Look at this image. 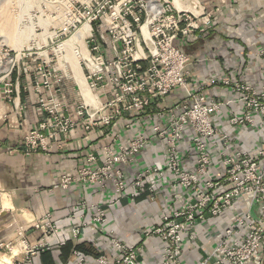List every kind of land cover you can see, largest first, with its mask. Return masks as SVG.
I'll use <instances>...</instances> for the list:
<instances>
[{"label": "built area", "instance_id": "obj_1", "mask_svg": "<svg viewBox=\"0 0 264 264\" xmlns=\"http://www.w3.org/2000/svg\"><path fill=\"white\" fill-rule=\"evenodd\" d=\"M82 9L90 31L81 60L93 100L86 102L82 98L75 106L76 117L72 118L62 115L65 104L40 97L46 117L24 136L25 150H46L47 137L68 133L79 121L86 130L111 127L121 121L125 130L135 126V135L127 143L115 150L110 144L103 146L101 164L90 152L86 165L59 176V185L67 188L72 183H85L103 189L111 186L114 196L104 203H79L81 209H94L95 221L103 223L106 208L123 199L145 196L156 200L157 188L167 172L171 195L168 204H177L162 213L160 224L144 231L146 237L161 241L160 264H182L184 237L187 232L192 237L189 230L195 221L219 219L228 211H232L228 225L206 256L195 264H263L264 128L261 138L249 149L238 146L235 137L240 126L257 127L262 123L264 127V78L257 87L222 80L236 95L224 101L207 95L204 85L191 89L187 69L190 59L183 44L198 38L204 27L198 16L177 9L169 0L94 1ZM51 76L49 69H44L42 85L49 86ZM106 91L110 92L108 99L99 101L98 94ZM177 91L181 94L174 96ZM232 103L240 104L239 112H228L227 128L220 127L218 113ZM155 142L163 147L162 164L144 166L128 181L126 168ZM183 146L194 152L192 169L183 162ZM212 167H217V175H213ZM33 227L41 231L42 239L34 244L20 239L22 261L54 245L66 244L65 239L58 238L57 225L49 213ZM79 234L80 226L74 225L72 238ZM109 240L114 252L110 258L99 252L94 257L96 264H137L139 246L121 242L115 233ZM3 247L11 252V247L0 243V249ZM73 253L76 264H86L82 253ZM7 259L3 260L5 264H21L14 256Z\"/></svg>", "mask_w": 264, "mask_h": 264}, {"label": "crops", "instance_id": "obj_2", "mask_svg": "<svg viewBox=\"0 0 264 264\" xmlns=\"http://www.w3.org/2000/svg\"><path fill=\"white\" fill-rule=\"evenodd\" d=\"M180 2L182 9L198 16L204 27L198 38L188 39L183 44L190 59L187 69L191 89L204 85L207 95L224 101L236 97L222 84L224 79L259 86L264 78V0ZM52 71L56 80H51L49 86L42 85V79H37L34 69L24 74L15 70L13 80L10 79L11 92L0 86V243L11 247L12 252L10 254L3 247L0 256L20 258L21 264H76L73 250L78 246L77 251L85 256L86 264H96L95 253L111 257L114 249L109 239L111 233H115L121 242L140 247L137 264H160L161 241L156 237H146L144 231L160 224L162 213L177 204H168L171 195L167 172L157 188L156 200L151 201L145 196L135 200L123 199L106 208V221L103 223L95 221L94 209H81L79 203H104L114 196L111 186L103 189L85 183H72L67 188L59 185L62 173H74L86 165L88 153L96 155L98 164H101L103 146L110 144L115 150L127 143L135 135V126L125 130L121 121L111 127L86 130L84 123L79 121L68 133L47 137L46 150H25L24 136L46 117L40 106V97L65 104L61 113L72 118L76 117L75 106L82 98L86 102L93 100L85 98L79 84L81 80L86 82L85 69L53 67ZM180 94L177 91L173 95ZM109 96V91L99 93L98 100L104 102ZM239 109L240 104L237 103L222 108L217 119L220 127L227 126L228 112H239ZM260 124L257 127L240 126L235 143L245 149L252 148L253 141L261 138L263 133L264 127ZM162 148L155 142L142 150L134 164L126 168L128 181L144 166L161 165ZM182 153L185 167L192 169L194 152L183 146ZM217 170V167H212L213 175H217ZM130 188L128 184L127 190ZM185 200L186 196L182 202ZM47 213L57 225L58 238L65 239L66 244L54 245L22 261L24 249L20 239H25L28 244L41 240L42 233L33 224ZM231 214L232 211H228L219 219L196 220L189 230L192 237L188 232L185 234L181 263L195 264L204 258L228 225ZM74 225L80 226L77 238L71 236Z\"/></svg>", "mask_w": 264, "mask_h": 264}, {"label": "rangeland", "instance_id": "obj_3", "mask_svg": "<svg viewBox=\"0 0 264 264\" xmlns=\"http://www.w3.org/2000/svg\"><path fill=\"white\" fill-rule=\"evenodd\" d=\"M94 1L105 0H0V86L13 89L5 84L15 70L24 74L34 69L37 79H44V69H49L51 81L55 79L53 67L77 64L85 69L81 57L88 34L81 38L82 44L74 35L81 33L85 23L82 7ZM91 26L95 31V25ZM3 260L9 261L1 258L0 264H5Z\"/></svg>", "mask_w": 264, "mask_h": 264}, {"label": "bare ground", "instance_id": "obj_4", "mask_svg": "<svg viewBox=\"0 0 264 264\" xmlns=\"http://www.w3.org/2000/svg\"><path fill=\"white\" fill-rule=\"evenodd\" d=\"M173 1V5L177 8V9H179V10H183L182 9V5H181V2L179 1V0H172ZM89 30H90V25H89V23H87V22H85L84 24H83V27H82V29H81V33H79L78 35H74V38H76L78 41H80L81 40V38H83L84 37V35L85 34H88L89 33ZM81 42V41H80ZM83 43V40H82V42H81V44ZM61 47V46H60ZM84 48V47H83ZM87 51V50H86ZM82 53L83 54H85V52L83 51V49H82ZM81 56V55H80ZM80 57H78V59H79ZM72 67H78V65L77 64H73L72 65ZM74 69V68H73ZM76 72H77V69H76ZM74 74V73H73ZM84 76V75H83ZM78 80V79H77ZM79 80H81L80 78H79ZM79 84H80V86H81V90H82V93H83V95L85 96V98L87 99V100H91L92 99V96H91V93H90V90H89V88H88V86H87V84H86V82L84 81V80H81V81H79Z\"/></svg>", "mask_w": 264, "mask_h": 264}, {"label": "trees", "instance_id": "obj_5", "mask_svg": "<svg viewBox=\"0 0 264 264\" xmlns=\"http://www.w3.org/2000/svg\"><path fill=\"white\" fill-rule=\"evenodd\" d=\"M14 75H15V71H14V73H12L11 76H10V79H11V80H13ZM77 248H78V246H75V250H78ZM78 251H79V250H78ZM96 255H97V253H95L94 257H95Z\"/></svg>", "mask_w": 264, "mask_h": 264}]
</instances>
